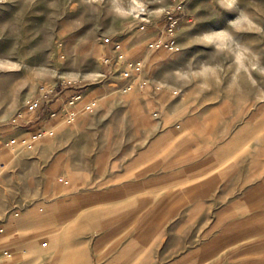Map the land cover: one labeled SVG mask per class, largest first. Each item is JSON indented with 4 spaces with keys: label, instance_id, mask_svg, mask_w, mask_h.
Returning <instances> with one entry per match:
<instances>
[{
    "label": "rangeland",
    "instance_id": "1",
    "mask_svg": "<svg viewBox=\"0 0 264 264\" xmlns=\"http://www.w3.org/2000/svg\"><path fill=\"white\" fill-rule=\"evenodd\" d=\"M168 10L180 17L174 50L149 45L171 37L162 32ZM107 38L121 42L124 57ZM133 60L143 67L124 91L121 70ZM31 98L41 105L25 112ZM223 100L233 116L240 114L229 138L247 145L248 181L258 179L264 173V0H0V250H10L11 264H80L66 241L101 232L49 228L47 220L82 212L79 226H94L97 190H117L130 158L160 161L180 153L183 129L160 139L168 126L198 113L207 117L213 102ZM41 130L46 134L31 147L11 143ZM201 133L212 135L207 128ZM151 218L150 226L159 227V215ZM134 233L153 243L150 263H140L164 264L189 248L194 232ZM166 235L167 246H160Z\"/></svg>",
    "mask_w": 264,
    "mask_h": 264
},
{
    "label": "crops",
    "instance_id": "2",
    "mask_svg": "<svg viewBox=\"0 0 264 264\" xmlns=\"http://www.w3.org/2000/svg\"><path fill=\"white\" fill-rule=\"evenodd\" d=\"M227 102H213L207 117L198 113L177 126H168L160 139L183 129L186 140L180 153L160 161L130 158L119 175L125 179L117 190L95 192L94 226H79L80 212L74 218L64 216L60 222L50 218L47 227L62 224L69 232H101L95 239L66 241V246L74 248L72 253L78 254L80 264H142L146 258L150 263L152 239H137V229L194 232L189 248L164 264H264V173L248 181V153L243 152L247 145L233 142L234 135L229 138L233 120L240 114L233 116V108L222 104ZM192 127L199 133L191 131ZM206 128L212 131L210 137L201 133ZM152 146L142 153L147 155ZM155 169L158 172H153ZM172 179H176L175 185L169 186ZM153 182L160 184L159 189H152ZM80 195L91 198L89 192ZM156 214L159 227H152L151 216ZM137 217L141 219L138 223ZM139 223L143 226L137 228ZM167 241L166 235L159 245L166 247Z\"/></svg>",
    "mask_w": 264,
    "mask_h": 264
},
{
    "label": "built area",
    "instance_id": "3",
    "mask_svg": "<svg viewBox=\"0 0 264 264\" xmlns=\"http://www.w3.org/2000/svg\"><path fill=\"white\" fill-rule=\"evenodd\" d=\"M180 17L173 11V10H168L165 13V17L162 20V32L166 33L167 35L170 34L171 37L167 38L166 36H161L160 38H157L155 40L150 41L149 45L152 47H160V46H165L170 50H174L176 48V40L172 36L173 30L178 26V21ZM146 24H142V28H145ZM107 41L109 43H113L116 49L119 51L118 57L122 58L125 56V52L123 50H120L122 48L121 42H118L114 40L113 38H107ZM112 58L108 57L106 62H110ZM142 61L141 60H133L131 62H128L121 70V77L126 79V83L124 85V91H128L134 87L132 77L134 76L135 73H138L142 70ZM114 86H119L118 83ZM78 97V96H77ZM91 103V104H89ZM88 103V107H92L93 105L96 104L95 101H91ZM41 105V100L40 99H28L24 105L25 112H34L37 109H39ZM22 114V112H20ZM49 134L53 133V130H50L48 132ZM42 134H46L44 131H38L36 133H33L31 135L30 139L27 138H22V139H17L16 137L11 138V143H18L22 142L23 144L31 147L33 145V142L37 139V137L41 136ZM46 245V243H45ZM11 259H12V253L8 249H3L0 250V264H11ZM21 264V263H18Z\"/></svg>",
    "mask_w": 264,
    "mask_h": 264
},
{
    "label": "bare ground",
    "instance_id": "4",
    "mask_svg": "<svg viewBox=\"0 0 264 264\" xmlns=\"http://www.w3.org/2000/svg\"><path fill=\"white\" fill-rule=\"evenodd\" d=\"M11 151V150H10ZM3 153H5L6 154V152L4 151Z\"/></svg>",
    "mask_w": 264,
    "mask_h": 264
}]
</instances>
